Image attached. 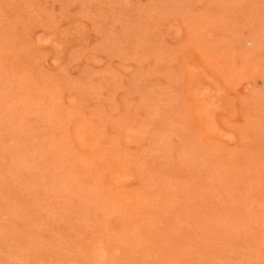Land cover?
<instances>
[{"label":"rangeland","instance_id":"rangeland-1","mask_svg":"<svg viewBox=\"0 0 264 264\" xmlns=\"http://www.w3.org/2000/svg\"><path fill=\"white\" fill-rule=\"evenodd\" d=\"M0 264H264V0H0Z\"/></svg>","mask_w":264,"mask_h":264},{"label":"bare ground","instance_id":"bare-ground-1","mask_svg":"<svg viewBox=\"0 0 264 264\" xmlns=\"http://www.w3.org/2000/svg\"><path fill=\"white\" fill-rule=\"evenodd\" d=\"M249 36H250V35H249ZM67 37H68V36H67ZM251 37H254V36H251ZM244 38H246V37H244ZM254 38H255V37H254ZM255 40H256V38L253 39V38H250V37H249L245 42H250L251 44H253V43H256ZM244 44H245V46H246V43H244ZM247 46H249V45H247ZM255 46H256V45H255ZM255 46H254V47H255ZM252 47H253V46H252ZM249 48L251 49V46H249ZM255 50H256V49H255ZM206 85H208V84H206ZM213 85H214V84H213ZM202 87H203V86H202ZM205 87H206V86H205ZM213 87H214V86H213ZM205 89H206V88H205ZM205 89L203 90L204 92L206 91ZM210 89H211V88H210ZM223 89H224V88H223ZM199 91H200V90H199ZM201 91H202V90H201ZM208 91H209V90H208ZM210 92H211V91H210ZM210 92H209V93H210ZM201 93H203V92H200V94L197 93L199 96L197 95V96H195V97H199V98H200V96H202ZM205 93H206V92H205ZM212 93H213V92H212ZM195 94H196V93H195ZM213 94H214V93H213ZM202 97H204V96H202ZM210 98H211V97H210ZM199 100H200V99H199ZM207 103H208V102H207ZM207 103L205 102V105H206ZM212 104H213V103H212ZM202 108H204V107H202ZM207 109H208V108H207ZM205 111H206V108H205V110H204V109H201V110H200V112L203 113V114H204ZM207 113H208V112H207ZM205 115H206V114H205ZM212 118L214 119V117H212ZM121 129H122V128H121ZM82 133H83V132H82ZM81 136H82V135H81ZM126 145H127V144H126Z\"/></svg>","mask_w":264,"mask_h":264}]
</instances>
